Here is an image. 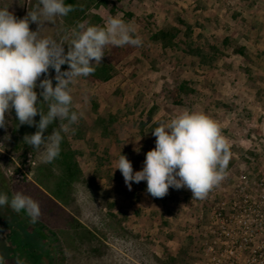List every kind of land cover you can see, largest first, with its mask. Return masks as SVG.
Returning a JSON list of instances; mask_svg holds the SVG:
<instances>
[{
	"label": "rangeland",
	"instance_id": "obj_1",
	"mask_svg": "<svg viewBox=\"0 0 264 264\" xmlns=\"http://www.w3.org/2000/svg\"><path fill=\"white\" fill-rule=\"evenodd\" d=\"M103 1L106 5H91L87 12L97 15L100 22L88 17L89 22L68 24L58 16L53 23H46L39 35L65 43L66 52L78 24L105 26L109 17L117 16L130 22L135 34L142 37L160 27L177 26L181 29L178 40L184 41L180 19L191 28L189 40L196 42L200 37L201 45L215 46L217 59L201 65L179 48H162L157 42L144 55L140 48L132 49L117 61L110 80L89 85L100 112L116 118L109 138L91 127L86 86L81 77L76 78L70 85L72 107L83 113L90 127L86 136L96 149L92 151L84 139L69 136L71 149L79 152L76 160L81 176L71 185L74 201L67 207L46 199L61 175L58 165L42 162V150L34 149L28 152L34 165L26 164V156L21 162L4 148L0 136V192L9 199L21 192L41 208L38 222L31 224L23 210L16 213L4 206L8 218L26 223V231L33 232L31 242L37 245L33 258L16 251L14 259H5L7 264H15L17 257L25 264H171L185 248L192 264V240L205 224V204L200 206L201 200L192 199L187 188L170 187L165 197L155 198L146 191L147 182L141 181L133 183L129 191L122 173L115 170L119 156L126 155L134 172L142 170L146 153L155 148L151 124L166 122L183 111L207 114L229 142L231 157L225 179L216 186L219 190L230 188L240 170L253 174L246 160L252 154L251 135L259 139L264 151V0ZM37 5L38 0H0V8L7 7L17 19ZM37 27L30 23L32 31ZM235 47L243 48L245 56L236 54ZM115 52L113 59L121 53ZM111 56L112 45H108L103 60ZM68 67L62 65L61 71ZM55 75L50 68L43 79H52L55 87ZM180 82H188L194 92L181 95V104L175 105L168 100V93ZM257 158L264 170V152ZM20 169L32 170L30 179L15 177ZM104 198L114 204L112 209L102 206Z\"/></svg>",
	"mask_w": 264,
	"mask_h": 264
},
{
	"label": "clouds",
	"instance_id": "obj_2",
	"mask_svg": "<svg viewBox=\"0 0 264 264\" xmlns=\"http://www.w3.org/2000/svg\"><path fill=\"white\" fill-rule=\"evenodd\" d=\"M74 10L65 0H38V5L17 19L8 8H0V128L7 127L5 114L15 110L19 125L35 126L37 131L24 136V142L34 150H42V162L51 163L60 155L63 140L61 133H68L78 123L83 113L72 110L73 96L70 85L78 77H88L95 72V65L102 63L108 45L139 47L142 40L135 35L136 29L129 22L112 16L105 26H86L80 23L72 30V39L65 43L50 37H41L46 23H53L56 17L67 16ZM30 23L37 24V30L30 29ZM68 64V70L61 71ZM54 69L57 81L45 78L37 85L42 74ZM43 97L38 101L35 89ZM46 103L47 112L38 104ZM39 115L38 123L35 117ZM59 128L44 133L54 121ZM66 121V123H64ZM156 137L155 148L146 153L144 166L133 171L132 162L121 154L116 161L128 190L133 183L147 182L146 191L155 198H163L169 188H187L192 199H205L227 175L231 153L228 140L223 136L219 124L203 112L183 111L152 130ZM138 151V150H137ZM9 206L16 213L22 210L36 224L41 216L37 201L21 192L9 200L0 193V207ZM0 264H7L0 255ZM15 264H25L16 258Z\"/></svg>",
	"mask_w": 264,
	"mask_h": 264
},
{
	"label": "trees",
	"instance_id": "obj_3",
	"mask_svg": "<svg viewBox=\"0 0 264 264\" xmlns=\"http://www.w3.org/2000/svg\"><path fill=\"white\" fill-rule=\"evenodd\" d=\"M65 4H71L74 6V10L72 12H70L67 16H63L68 24L82 22L83 20L89 22L90 20H87L88 17H92L95 20V23L100 22V19L97 15L87 14V12L91 5H95L97 7L99 5H106L103 0H65ZM178 23L185 28L183 33L186 38L184 41L178 40L181 29L177 26L160 27L154 30V32H152L150 35L146 34V37H142L140 34H135L142 40V45L137 48H140L141 53L144 55L148 51L149 47L153 43L157 42L162 48H179L184 55H192L196 57L198 63L201 65L207 63L209 64L217 59L218 51L215 46L209 45L207 43L201 45L200 37L196 42L189 40L188 36L191 32L190 26L182 22L180 19H178ZM99 26L103 27L102 24ZM226 42V39L223 40V43ZM134 48L136 47L130 45H125L123 47L112 45L114 56H111L109 60H102V63L99 65H95L94 74L88 77H81L87 90V98L90 106L89 117L91 121V127L99 129L100 133H102V135L107 138H109V136L114 133V124L116 118L113 115L100 112L99 105L89 93V85L92 83H102L110 80L117 61L122 57L129 55V53H131L132 49ZM115 50L121 51L119 54L121 57L118 56V59H113V57L117 56L115 55ZM234 51L240 56H245L243 48L235 47ZM44 75L45 74L41 75L40 79L37 81V85H39ZM35 91L38 94V101L42 102L43 97L39 95L42 89L37 87ZM193 92L194 90L189 86L188 82H180L176 87L169 91L168 100L175 105H180L182 102L181 95H188ZM38 107L41 108L45 113L48 110V105L46 103L38 104ZM72 110L78 112L73 107ZM5 119L7 120V127L0 128V136H2L1 138L4 148L8 152H13L17 159L22 162L26 154L33 149L24 142V136L34 134L37 131V128L35 126H28L26 124L19 125L14 109L5 114ZM34 119L38 123L40 116L37 115ZM161 122L163 121H154L150 126L151 129L153 130ZM59 123L60 122L58 120L54 121V123L50 125L45 131L44 135L48 136L52 133L54 128L58 129ZM64 123H66V121ZM89 129L90 127L86 123L85 117L82 116L78 123L71 125L70 131L68 133H61L63 140L60 145V155L57 159L50 163L51 165L53 163L58 165L61 175L58 177V180L55 183V190L50 191L46 195V199L53 205L58 206L60 204L63 207H67L69 206L70 202L74 201V198L71 194V185L80 178L81 172L78 170V164L76 160L79 152L71 149L68 139L69 136H72L74 139L78 140L84 139L86 145L89 148H92V151H95L96 145L93 143L91 137L86 136V132ZM99 161L101 162V159H99ZM43 170V168H40V171ZM101 204L104 207H108V209H112L114 206L113 203L109 202L105 198L101 200ZM2 209L3 213H0V255H3L5 259H14L13 254L16 251L18 253L21 251V253H25L29 257L34 256L36 251V248L34 247H37V245L31 242V237H34L32 236L33 232L26 231L27 225L23 220L20 218H8V216L4 214V210L7 211V209L4 208V206H2ZM13 241H17L16 246L13 244ZM170 263L190 264L191 259L187 255L186 248L183 249L177 257L172 258Z\"/></svg>",
	"mask_w": 264,
	"mask_h": 264
},
{
	"label": "built area",
	"instance_id": "obj_4",
	"mask_svg": "<svg viewBox=\"0 0 264 264\" xmlns=\"http://www.w3.org/2000/svg\"><path fill=\"white\" fill-rule=\"evenodd\" d=\"M249 141L252 154L246 160L253 174L240 170L230 188L214 187L205 199H196L207 207V216L192 240V264H264V170L257 158L264 151L257 137ZM26 157L33 166L31 155ZM32 174L20 169L15 177Z\"/></svg>",
	"mask_w": 264,
	"mask_h": 264
}]
</instances>
